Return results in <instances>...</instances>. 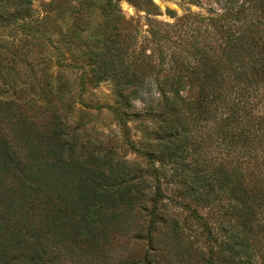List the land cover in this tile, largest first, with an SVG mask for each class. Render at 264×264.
Returning <instances> with one entry per match:
<instances>
[{"label": "trees", "instance_id": "16d2710c", "mask_svg": "<svg viewBox=\"0 0 264 264\" xmlns=\"http://www.w3.org/2000/svg\"><path fill=\"white\" fill-rule=\"evenodd\" d=\"M121 1L0 0V26L21 22L20 50L36 52L20 59L35 78L29 104L0 98V264H264V0L167 10L172 24L153 0H126L147 36ZM53 32L73 49L64 66L54 47L55 64L81 70V95L112 84L116 105L97 109L117 119L116 144L86 139L43 74ZM128 233L140 243L98 257Z\"/></svg>", "mask_w": 264, "mask_h": 264}, {"label": "rangeland", "instance_id": "374dc122", "mask_svg": "<svg viewBox=\"0 0 264 264\" xmlns=\"http://www.w3.org/2000/svg\"><path fill=\"white\" fill-rule=\"evenodd\" d=\"M67 1L71 2V0ZM199 1L200 5L188 4L184 0H153L154 4L161 11V16L157 17V20L169 24L174 23L175 20L167 14V10L173 11L179 19L187 14V11L192 14L202 15H206L210 11L218 13L222 11L221 0ZM49 4L50 0H35V5L37 7L41 6V8H45ZM120 7L126 18H134L135 20H139L141 22V36H147L149 28L146 26L145 13L137 10L126 0L121 1ZM50 14L52 16V20H58L59 15L57 11H53ZM21 26V22L7 28L0 26V89H2V92H0V98L6 100H16L20 96H23V100L29 104V101H31L30 99L33 98L29 88L31 84L35 82V78L34 75L31 74L32 71L21 66L22 62L20 59L23 54L31 59V56L33 57L36 52L34 49L30 48V45L25 47L24 50H20V41L23 37ZM56 30H58V28L55 27V31ZM51 35L52 44L48 46L46 52V54L51 58V63L48 64V69H44L43 74L49 77V80L54 83L55 87H59V90H61L59 92H64L67 104L72 106L75 110L73 112L74 119L80 120L82 123H86L83 128L86 139L90 136L92 139L98 141L104 139L112 142V144H116L117 141L121 140V129L117 119L107 109H97L101 106L116 105V97L113 94L112 84L107 81L100 83L98 86L87 85L85 91L81 95L77 80L78 76L82 73L81 70H75L67 67L59 71L57 65L55 64V60L58 57L54 47L61 48V50L65 53V60L63 61L64 66L74 64L72 62L73 49L69 45L67 47L62 45L59 42V36L55 32ZM63 76L69 78L70 84L64 82ZM22 87L28 90L26 94H21L20 88ZM36 99H38L37 96ZM136 106L138 109L143 108V104L140 101L136 102ZM129 127L131 129V137L133 141L138 144L142 138L143 129L140 121L131 122ZM127 158L128 160H136L142 163L143 166L146 165L142 158L131 152H127ZM185 215L186 214H183L182 217ZM130 234L131 233L122 234L117 239H113L111 245H109L110 249L108 252H98V257L101 258L103 256H110L112 258H116L123 256L127 249L131 250L130 248L140 243L130 240Z\"/></svg>", "mask_w": 264, "mask_h": 264}]
</instances>
